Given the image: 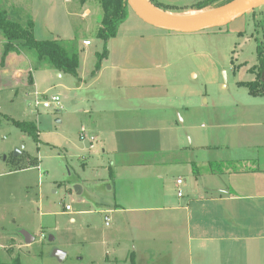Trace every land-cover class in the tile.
I'll return each instance as SVG.
<instances>
[{
	"label": "rangeland",
	"instance_id": "obj_1",
	"mask_svg": "<svg viewBox=\"0 0 264 264\" xmlns=\"http://www.w3.org/2000/svg\"><path fill=\"white\" fill-rule=\"evenodd\" d=\"M152 1L171 8L165 12L180 14L190 20L218 9L214 5L196 8L195 3L199 0ZM87 7H96L91 23H86L81 16ZM0 10L22 25L32 20L37 39L76 37L90 40L89 46L80 43L81 54L87 58L81 63L80 71L85 76L94 72L97 53L103 51L97 37V24L104 15L99 0H0ZM118 33L112 41V53H133L128 59L132 69L152 60H168L169 65L164 66L162 72H165L163 79L169 82L170 92L176 90L172 93V101L179 106L186 98L181 90L194 89L196 95L192 103L195 109L183 122L179 114L182 115L184 109L177 107L181 111L178 112L174 105H157L152 109L155 114L148 116L144 112L112 113L108 107H103L107 106L103 102L97 104L101 106L97 110L103 112L98 114L93 125L88 123L90 116L84 110L90 108L87 101L98 91L92 87L87 91L79 88L75 76H58L52 69L43 71L44 63L37 67L40 71L39 92L46 91L48 99L58 93L61 97L59 104L45 108L34 106L35 100L32 104L33 95L36 99L37 94L28 83L32 72L10 81L8 78L12 79L15 72L1 74V262L10 263L12 257L18 255L22 264H106L102 242L108 240V234L118 230L114 222L105 226L101 213L102 202L109 200L108 189L101 185L108 175V165L114 159L102 150L105 147L109 151L115 145L119 149L149 148L146 152L151 153L137 156L140 159L180 158V143L189 145L190 138L196 141L214 131L215 141L235 142L233 151L247 158L243 165L258 164L256 156L259 154L264 158V97L251 95L246 86L238 83L256 77L251 68L260 63L257 45L258 41L264 43V4L227 25L195 32L154 26L130 7ZM22 52L32 61L30 66L37 69L36 52L26 47H22ZM141 53L153 54L152 57L138 56ZM155 53L163 54L159 59ZM119 60L123 59L120 57ZM154 80L160 82L161 77ZM161 87H151L147 92L160 94ZM165 110L173 114L166 117ZM28 121L36 124L38 137L22 126ZM83 124L87 128L85 137L80 136ZM209 140L205 138L203 142ZM173 147L171 154H167V149ZM35 158L39 159L40 168L32 164ZM237 164L240 162L234 163ZM258 175L262 178L264 172ZM174 191L176 194L175 188ZM66 205L71 206L70 211L65 210ZM23 228L33 232L36 241L27 244L20 232ZM11 244L13 248L10 249ZM153 245L162 247L165 241L157 240ZM58 250L65 253L63 260L56 256Z\"/></svg>",
	"mask_w": 264,
	"mask_h": 264
},
{
	"label": "crops",
	"instance_id": "obj_2",
	"mask_svg": "<svg viewBox=\"0 0 264 264\" xmlns=\"http://www.w3.org/2000/svg\"><path fill=\"white\" fill-rule=\"evenodd\" d=\"M85 3L86 1L83 5ZM94 10L96 7H87L82 11L81 16L86 23L93 21L91 17ZM97 25L99 29L101 22ZM116 36L108 40V55L102 60L101 68L96 74L89 76L80 71L81 63L87 60L81 54V45L89 46L92 42L86 44L88 39H79L80 65L78 75L75 76L78 87L85 91L92 87L94 91H98L90 101L87 99L90 108L84 112L90 116L88 123L94 125L98 114L103 112L101 109L97 110L101 107L97 104L103 102L107 105L103 107H108L112 113L144 112L148 116L155 114L152 109L157 105H174L173 108L177 111V107L184 109L182 115L179 114L181 121L189 118L195 109L192 103L195 90H181L186 98L176 106L172 101V93L176 90L173 89L171 93L169 82L163 79L165 72L162 69L169 65L168 60H152L141 67L129 68L128 59L133 53H112V41ZM4 42L5 39L0 34V75L15 72L12 79L8 78L13 80L32 72L28 83L32 77L30 87L39 92L37 87L40 71L30 66L32 61L25 53L11 52L4 64H1ZM100 43L103 45L102 40ZM152 54L141 53L138 56L152 57ZM155 54L160 59L163 53ZM120 57L122 61L119 60ZM134 57L137 58V55ZM42 69L55 70L58 76L66 74L48 64ZM130 73L135 74L134 77ZM224 73L228 78L226 70ZM158 77H161L160 82L154 80ZM157 86H162L160 94L147 92L149 88ZM34 100L35 95L33 105ZM163 114L170 117L173 113L165 110ZM92 116L94 119H91ZM82 128L87 129L84 124ZM215 133L210 131L207 136L202 135L196 141L190 138L189 145H184L186 142L180 143V158H137L151 153L146 152L149 149L147 147L119 149L115 145L110 151L106 147L102 149L109 158L114 156V159L108 165V175L103 178L101 185L109 193V200L102 202L101 213L104 225L110 226L114 222L118 230L115 234H108L110 240L108 238L102 242L106 264H264V177H258L259 173L264 172V158L259 154L256 156L258 164L243 165L242 162L247 158L233 151L235 142L231 143L227 139L215 141ZM205 138H209V142H203ZM101 144L103 146L105 142ZM174 149H167V154H171ZM223 150L225 152L220 153ZM228 159L240 164L235 166L232 162H226ZM32 164L40 168L38 158ZM179 178H183L184 183L178 184ZM179 190L183 191L182 196L179 195ZM79 191L82 189L79 188ZM66 206L65 210L70 211ZM71 220L74 221V217ZM20 232L27 244L36 241L37 237L33 232L24 228ZM157 240L165 241V245L155 247L153 243ZM8 247L13 248L12 244ZM64 258L65 254L61 260Z\"/></svg>",
	"mask_w": 264,
	"mask_h": 264
},
{
	"label": "trees",
	"instance_id": "obj_3",
	"mask_svg": "<svg viewBox=\"0 0 264 264\" xmlns=\"http://www.w3.org/2000/svg\"><path fill=\"white\" fill-rule=\"evenodd\" d=\"M104 11L101 26L98 29L97 37L103 42V51L97 54L96 67L93 74L101 68L102 60L108 55V40L116 36L118 27L126 18L130 5L128 0H99ZM154 6L166 11L170 7L162 6L149 0ZM235 0H199L196 8L213 6L220 8ZM34 22L29 20L27 25L12 20L6 12L0 10V32L5 42L3 43V55L1 64H4L7 55L11 52H21L22 47L28 50H34L37 55L38 64H48L58 72L78 75L80 65V47L79 40L74 37L72 39H37L34 35ZM259 65L252 67L251 71L256 72V77L252 81H240L239 84L246 86L249 93L254 96L264 97V43L258 41L257 45ZM255 68H257L255 70ZM32 83V77L30 78ZM22 125V124H21ZM26 131L37 135V126L33 121H28L22 125ZM0 264H22L20 257H15L10 263L1 262Z\"/></svg>",
	"mask_w": 264,
	"mask_h": 264
},
{
	"label": "water",
	"instance_id": "obj_4",
	"mask_svg": "<svg viewBox=\"0 0 264 264\" xmlns=\"http://www.w3.org/2000/svg\"><path fill=\"white\" fill-rule=\"evenodd\" d=\"M128 3L135 12L144 20L152 25L168 30H175L181 32H195L211 27H220L229 24L231 21L245 15L255 8L264 4V0H235L225 6L218 8L216 11L204 15L200 19H193L187 22H170L158 19L153 10H164L154 6L149 0H128ZM27 234V232H24ZM65 253L63 251H56V256L61 259Z\"/></svg>",
	"mask_w": 264,
	"mask_h": 264
},
{
	"label": "built area",
	"instance_id": "obj_5",
	"mask_svg": "<svg viewBox=\"0 0 264 264\" xmlns=\"http://www.w3.org/2000/svg\"><path fill=\"white\" fill-rule=\"evenodd\" d=\"M86 44H90L91 41L90 40H87L85 42ZM10 81V80H9ZM45 96H47V93H39L37 92L36 94V99H35V105L36 106H40V105H43L45 108H50L53 104H59L60 101H61V97L60 95L58 94H55L51 97V99H48L46 98ZM85 131L86 129L85 128H82L81 129V133H82V136L85 137ZM177 183L178 184H182L184 183V179L183 178H179L177 180ZM179 195L182 196L183 195V191L182 190H179ZM67 209H71V206L70 205H67L66 206ZM106 220L108 221V217L106 218ZM108 223V222H107Z\"/></svg>",
	"mask_w": 264,
	"mask_h": 264
},
{
	"label": "bare ground",
	"instance_id": "obj_6",
	"mask_svg": "<svg viewBox=\"0 0 264 264\" xmlns=\"http://www.w3.org/2000/svg\"><path fill=\"white\" fill-rule=\"evenodd\" d=\"M153 13L158 19H161V20H164V21H170V22H176V23L190 21V18L183 17L180 14H173V13H170V12L163 13L162 11L156 10V9L153 10ZM195 17L196 18H194V20L195 19H200V18H202L204 16H199V17L195 16Z\"/></svg>",
	"mask_w": 264,
	"mask_h": 264
}]
</instances>
